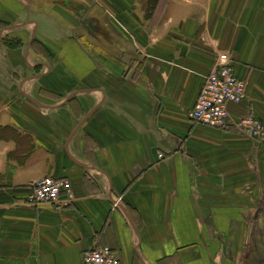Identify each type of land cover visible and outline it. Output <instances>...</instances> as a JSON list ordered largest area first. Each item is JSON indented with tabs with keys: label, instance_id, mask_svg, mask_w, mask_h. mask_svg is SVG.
Listing matches in <instances>:
<instances>
[{
	"label": "crops",
	"instance_id": "0c3cea01",
	"mask_svg": "<svg viewBox=\"0 0 264 264\" xmlns=\"http://www.w3.org/2000/svg\"><path fill=\"white\" fill-rule=\"evenodd\" d=\"M0 20L26 45L0 49V264H264V147L236 128L264 124V0H0ZM220 53L246 99L214 129L188 115ZM43 177L74 200L30 203Z\"/></svg>",
	"mask_w": 264,
	"mask_h": 264
},
{
	"label": "built area",
	"instance_id": "2783aa9c",
	"mask_svg": "<svg viewBox=\"0 0 264 264\" xmlns=\"http://www.w3.org/2000/svg\"><path fill=\"white\" fill-rule=\"evenodd\" d=\"M246 99V83L237 77L226 53H220L210 72L204 77L201 91L188 118L214 129H224L230 123L229 107L238 106ZM243 135L264 147V124L253 115L236 124ZM28 201L34 205H53L64 195L67 202L74 200L68 180L43 177L30 186ZM82 264H120L110 248H97L83 254Z\"/></svg>",
	"mask_w": 264,
	"mask_h": 264
},
{
	"label": "rangeland",
	"instance_id": "374dc122",
	"mask_svg": "<svg viewBox=\"0 0 264 264\" xmlns=\"http://www.w3.org/2000/svg\"><path fill=\"white\" fill-rule=\"evenodd\" d=\"M21 24H25V23H19V25ZM18 24L17 23H14V22H3L0 20V34L2 33V37H1V44H3L4 47L0 48L2 50L5 49V47L7 48V51L9 50V48L11 47L12 49H16V50H19V49H24V47L26 46L25 45V42H23V38L21 39L19 36V32L18 31H12V32H7L9 31V29L12 27V26H17ZM10 37V38H9ZM88 41V40H87ZM36 41L34 40V43ZM37 47H39V49L37 51L39 52H43L44 54H46L44 48L39 44L36 45ZM4 54H2V57L4 58ZM7 55V54H6ZM7 59V58H6ZM21 72V77L22 79L24 78H27L29 77L28 75H31V72L30 70H28V68H25L23 66V68L20 70ZM18 72H16L15 74L9 70V68H7L6 66H4V63L2 65V68L0 69V77L3 79V81H5V79H8V78H11L12 76H16ZM5 83V82H3ZM7 87H5L6 89ZM19 95V93H18ZM51 99L53 100H57L55 95H49ZM51 100V101H53Z\"/></svg>",
	"mask_w": 264,
	"mask_h": 264
},
{
	"label": "water",
	"instance_id": "95a60500",
	"mask_svg": "<svg viewBox=\"0 0 264 264\" xmlns=\"http://www.w3.org/2000/svg\"><path fill=\"white\" fill-rule=\"evenodd\" d=\"M154 156H156V151H153Z\"/></svg>",
	"mask_w": 264,
	"mask_h": 264
}]
</instances>
